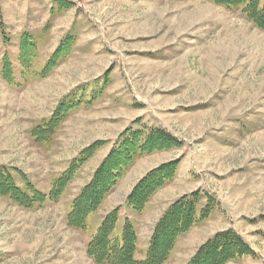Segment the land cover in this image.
<instances>
[{
    "label": "rangeland",
    "instance_id": "1",
    "mask_svg": "<svg viewBox=\"0 0 264 264\" xmlns=\"http://www.w3.org/2000/svg\"><path fill=\"white\" fill-rule=\"evenodd\" d=\"M246 2L0 0V167L42 192L72 171L55 201L24 207L0 195V264H97L87 243L113 213L115 237L132 225L143 259L158 220L194 193L198 219L165 264H187L227 230L255 253L224 264H264V31ZM67 39L70 51L52 62ZM155 128L179 144L137 154L84 226L69 225L73 201L110 150ZM174 160V177L135 211L139 179Z\"/></svg>",
    "mask_w": 264,
    "mask_h": 264
},
{
    "label": "trees",
    "instance_id": "2",
    "mask_svg": "<svg viewBox=\"0 0 264 264\" xmlns=\"http://www.w3.org/2000/svg\"><path fill=\"white\" fill-rule=\"evenodd\" d=\"M212 1L229 7L243 2V0ZM243 11L255 26L264 31V0H247ZM22 44L23 54L28 51L25 55L27 58L32 44L27 38L22 39ZM71 45L70 39L61 43L53 53L51 61L55 62L67 54ZM2 73L8 75L9 72L6 67ZM61 105L64 108L69 107L63 103ZM56 120L57 116H54L46 122V126L38 127L35 135L38 137L41 133L49 130L50 126L54 127ZM140 135L137 133V137L134 135L133 138L132 135L129 138L126 137L122 145L111 149L101 161L90 182L83 187L73 201L71 211L67 216L69 225L78 228L84 226L86 215L95 211L101 200L122 178L137 154L151 153L179 144L175 138L160 128L153 129L144 141L141 140ZM99 145H101L100 141L89 145L78 157V160H74L73 166L79 165ZM177 164L178 160L161 164L139 179L129 195L130 204L135 211H141L148 198L174 177ZM71 172L69 168L64 174L54 179L48 192H42L33 187L30 182H25L22 177L20 180L25 186L17 184L12 174L6 168L0 167V195L9 196L15 203L24 207H32V205L42 203L44 200L55 201L61 194L63 186L69 181ZM198 201V194L194 193L191 196L183 195L170 205L158 220L143 259H136L134 256L136 237L132 225H129V228H125L124 232L122 231L120 235L115 237L113 230L116 215L114 213L101 222L98 230L88 241L87 254L97 264H165V260L173 249L178 236L196 223ZM209 207L205 204L199 210L202 217H206ZM254 253L247 241L237 233L232 230L220 231L199 246L187 264H224L244 254Z\"/></svg>",
    "mask_w": 264,
    "mask_h": 264
}]
</instances>
